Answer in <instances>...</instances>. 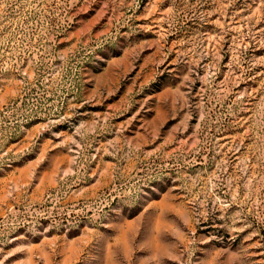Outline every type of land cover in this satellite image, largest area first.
<instances>
[{
	"label": "rangeland",
	"instance_id": "rangeland-1",
	"mask_svg": "<svg viewBox=\"0 0 264 264\" xmlns=\"http://www.w3.org/2000/svg\"><path fill=\"white\" fill-rule=\"evenodd\" d=\"M0 264H264V0H0Z\"/></svg>",
	"mask_w": 264,
	"mask_h": 264
},
{
	"label": "trees",
	"instance_id": "trees-1",
	"mask_svg": "<svg viewBox=\"0 0 264 264\" xmlns=\"http://www.w3.org/2000/svg\"><path fill=\"white\" fill-rule=\"evenodd\" d=\"M253 71V69H251V71L250 72H252Z\"/></svg>",
	"mask_w": 264,
	"mask_h": 264
}]
</instances>
